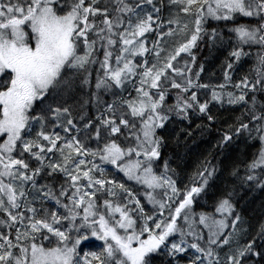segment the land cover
<instances>
[{"label":"snow or ice","instance_id":"6c2138e0","mask_svg":"<svg viewBox=\"0 0 264 264\" xmlns=\"http://www.w3.org/2000/svg\"><path fill=\"white\" fill-rule=\"evenodd\" d=\"M201 43L222 83H201ZM212 105L240 109L217 148L259 146L198 210L215 157L185 184L158 132ZM245 186L264 188V0H0V264H264Z\"/></svg>","mask_w":264,"mask_h":264},{"label":"trees","instance_id":"16d2710c","mask_svg":"<svg viewBox=\"0 0 264 264\" xmlns=\"http://www.w3.org/2000/svg\"><path fill=\"white\" fill-rule=\"evenodd\" d=\"M167 2L168 0H164L165 5H167ZM163 14L167 15V9ZM240 22L246 23L249 21L242 18ZM214 26L216 25L210 23V27ZM193 54L197 57L196 70L199 69L200 64L204 65L201 83L218 84L223 82L220 66L227 54L226 52L212 48L207 43H201ZM250 64V60L244 63L238 74L246 71ZM124 95H127V92ZM174 96L175 93L168 98V104L174 103ZM105 99L111 100L112 97H105ZM211 108L212 113L217 117V122L214 124L208 125L206 118H194L189 128L187 121H181L173 116L166 128L158 132L164 141L161 147L160 164L162 166L164 160L170 162V166L177 173L174 179L182 180L185 184L188 183V178L195 172L200 161L210 154L215 157L213 163L220 166L215 181H210L211 187L208 196L197 202L198 210L205 201L212 202L214 193H218L225 186L231 187L237 183L231 176L234 165L238 164L240 160L250 158L257 148V144L255 147L252 146L244 137L234 138L233 142L223 149L217 148L216 145L220 140L222 131L240 115V109H233L227 105H212ZM88 111L94 114V109L89 108ZM197 124H204L207 127L203 131H197ZM186 130H191L193 135L188 137ZM120 178L123 179L122 174H120ZM235 202L243 220L239 227L254 235L260 223H264V188L256 186L239 187L237 188ZM99 243V241H94L93 238V243L84 245V248L85 250H94L95 245ZM163 259V257H157L154 264H161Z\"/></svg>","mask_w":264,"mask_h":264},{"label":"flooded vegetation","instance_id":"af4514ba","mask_svg":"<svg viewBox=\"0 0 264 264\" xmlns=\"http://www.w3.org/2000/svg\"><path fill=\"white\" fill-rule=\"evenodd\" d=\"M217 166V172L216 173H219V165H216ZM215 176H216V174H215ZM215 176H214V178H213V180L212 181H215ZM202 200H204L203 198H202Z\"/></svg>","mask_w":264,"mask_h":264},{"label":"rangeland","instance_id":"374dc122","mask_svg":"<svg viewBox=\"0 0 264 264\" xmlns=\"http://www.w3.org/2000/svg\"><path fill=\"white\" fill-rule=\"evenodd\" d=\"M259 145L257 144V146L256 147H258ZM202 199H200L199 201H201Z\"/></svg>","mask_w":264,"mask_h":264}]
</instances>
